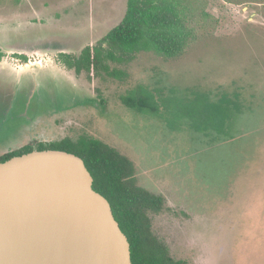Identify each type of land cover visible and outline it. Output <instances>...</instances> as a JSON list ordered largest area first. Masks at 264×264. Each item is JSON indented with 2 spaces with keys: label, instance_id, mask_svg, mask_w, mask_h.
I'll return each mask as SVG.
<instances>
[{
  "label": "rangeland",
  "instance_id": "obj_1",
  "mask_svg": "<svg viewBox=\"0 0 264 264\" xmlns=\"http://www.w3.org/2000/svg\"><path fill=\"white\" fill-rule=\"evenodd\" d=\"M168 2L192 31L185 50L176 57L116 52L107 62L113 76L105 69L77 74L58 50L102 44L127 0H0V153L83 134L98 138L133 161L138 185L164 197L148 214L173 258L264 264V0ZM31 41V60L41 64L35 97L55 100L47 105L55 120L45 137H20L22 124L42 115L35 99L25 109L27 87L16 75L28 59L17 50ZM138 85L163 91L158 114L123 104ZM187 89L212 97L238 91L251 107L228 136L207 135L179 118Z\"/></svg>",
  "mask_w": 264,
  "mask_h": 264
},
{
  "label": "trees",
  "instance_id": "obj_2",
  "mask_svg": "<svg viewBox=\"0 0 264 264\" xmlns=\"http://www.w3.org/2000/svg\"><path fill=\"white\" fill-rule=\"evenodd\" d=\"M168 1L127 0L124 17L104 36L102 44L86 46L79 56L64 53L61 58L77 74L95 75L105 69L115 76V70H110L107 62L118 58L116 52L154 51L166 57L181 55L192 31L184 13L181 10L177 12ZM150 90L147 86L138 85L122 97L123 104L139 112L158 114L162 105L159 97L163 91L151 93ZM244 97L238 91L217 93L212 97L208 92L187 89L186 95L181 97L183 106L179 107V118H185L191 128L207 135L216 132L228 136L236 117L251 107ZM46 149L66 150L85 160L94 178V189L110 201L114 215L130 241L133 264H187L173 258L165 242L152 229L148 212L160 210L164 197L138 185L133 161L104 141L85 134L76 139L39 141L36 145L25 144L2 151L0 162L33 150Z\"/></svg>",
  "mask_w": 264,
  "mask_h": 264
},
{
  "label": "water",
  "instance_id": "obj_3",
  "mask_svg": "<svg viewBox=\"0 0 264 264\" xmlns=\"http://www.w3.org/2000/svg\"><path fill=\"white\" fill-rule=\"evenodd\" d=\"M79 155L33 150L0 162V264H133L110 201Z\"/></svg>",
  "mask_w": 264,
  "mask_h": 264
},
{
  "label": "flooded vegetation",
  "instance_id": "obj_4",
  "mask_svg": "<svg viewBox=\"0 0 264 264\" xmlns=\"http://www.w3.org/2000/svg\"><path fill=\"white\" fill-rule=\"evenodd\" d=\"M30 43H32L31 46L23 47V48L17 50V52L21 56H23V55L28 56V59H27V61H25L23 63H18V66L22 67L23 70L18 71L16 73V75H17L18 79L19 78L23 79L20 81L18 80V82L25 83L24 86H26L27 89H29V87H32L31 90L25 89L27 94H28V97H26L24 99V100H26L25 109L28 111L30 109V105L32 104V101L35 99L34 110L36 112H40L42 115L38 119H34V121L30 124L24 122L22 124V126H23L22 127V134L20 137H25V136H29V135L30 136L40 135V137H45L49 133V131H48L49 129L45 125H47V122H49L50 120H52V119L55 120L54 116H51V115L48 116L49 113L45 114L47 112V109H49L47 107V105L51 104V102H55V100H52L50 98V101H48V98H46V97L43 98L42 96H40V97H38V99H36V97H35V95L38 92V83H37V81H35L36 74L38 73V70L35 68V66H39L41 64H37L38 61L35 63V61L31 60L32 59L31 55L33 53L37 52L36 51L37 49H36V45H34V44H36L34 41H31ZM82 50L81 51L77 50L76 52H70L71 49H59L58 52L60 54L77 53L79 55L82 52ZM102 103H103V100H102ZM96 104H98V102ZM72 106H76V105H72ZM70 108H72V107L69 106L66 109H60V110L66 111Z\"/></svg>",
  "mask_w": 264,
  "mask_h": 264
}]
</instances>
